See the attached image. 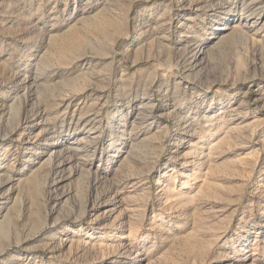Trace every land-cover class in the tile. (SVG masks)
I'll use <instances>...</instances> for the list:
<instances>
[{
    "label": "rangeland",
    "instance_id": "obj_1",
    "mask_svg": "<svg viewBox=\"0 0 264 264\" xmlns=\"http://www.w3.org/2000/svg\"><path fill=\"white\" fill-rule=\"evenodd\" d=\"M0 264H264V0H0Z\"/></svg>",
    "mask_w": 264,
    "mask_h": 264
},
{
    "label": "bare ground",
    "instance_id": "obj_2",
    "mask_svg": "<svg viewBox=\"0 0 264 264\" xmlns=\"http://www.w3.org/2000/svg\"><path fill=\"white\" fill-rule=\"evenodd\" d=\"M250 2L251 1H249L248 3H246L245 1L243 2V6L245 7V5L249 8L251 5H250ZM248 11H250V10H248ZM254 11V10H253ZM251 12L252 11H250L249 13L251 14ZM256 14V13H255ZM232 27V26H231ZM230 27V28H231ZM228 28V27H227ZM238 28V27H237ZM226 30V29H225ZM195 40H197V39H195ZM188 42L189 41H187L186 43H184V44H182L181 46H180V48H181V52H182V57L187 61V60H189V59H191V60H193V58L195 59L196 58V56L198 55V56H200V54H202V44L201 43H199L198 41H194V42H192V46L191 45H189L188 44ZM205 49V48H204ZM204 52V51H203ZM191 53V54H190ZM204 55V54H203ZM202 55V56H203ZM181 57V58H182ZM182 58V59H183ZM190 62V61H189ZM199 62V61H198ZM188 63V62H187ZM24 79V78H23ZM25 79H26V77H25ZM18 80H20V79H18ZM24 82V81H23ZM27 85V84H26ZM32 85V84H31ZM31 87V86H30ZM24 89H27V87H24ZM29 90V89H28ZM27 92V91H26ZM26 92H24V95L26 94ZM27 98V97H26ZM26 100V99H25ZM72 120V119H71ZM86 122V121H85ZM54 128V124H51V126H49V130H51V132H54V137L52 138V141H51V147L47 150V152L49 151V153L51 154L50 156H51V158H50V162H52V168L53 169H56L57 170V168H59V167H61V165H62V163H63V161H59V162H55V160H53L54 158H53V153H56L55 151H54V148L56 147L55 146V143L57 142L56 140H57V132H55L54 130L55 129H53ZM46 131V130H45ZM50 132V133H51ZM34 133V131L33 132H26L25 134L26 135H30V134H33ZM30 137V136H29ZM27 140V139H26ZM33 142V141H32ZM34 143H31L30 142V144H29V146H32ZM74 146V145H73ZM47 149V148H46ZM69 149V148H68ZM71 157H73V156H68V158H67V160L69 161L70 159L72 160V158ZM64 158V157H63ZM70 160V161H71ZM56 172V171H55ZM6 180H10V177H7V179ZM47 186V185H46ZM114 224L115 223H111L110 224V230H112V229H114ZM102 238L103 239H106V240H113L114 239V237L112 236V234L110 233V232H108V233H106V234H104L103 236H102ZM110 245V244H109ZM117 245V244H116ZM114 247V245H111V248H113ZM253 256V255H252ZM251 257V256H250Z\"/></svg>",
    "mask_w": 264,
    "mask_h": 264
}]
</instances>
